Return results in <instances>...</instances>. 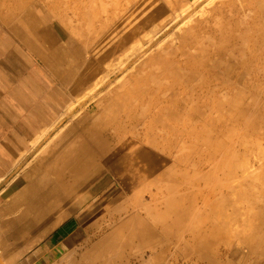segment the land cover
<instances>
[{
	"label": "rangeland",
	"instance_id": "1",
	"mask_svg": "<svg viewBox=\"0 0 264 264\" xmlns=\"http://www.w3.org/2000/svg\"><path fill=\"white\" fill-rule=\"evenodd\" d=\"M32 1L0 0V22L26 2L22 10L28 8L43 18L42 12H46L50 20L46 26L51 24L53 27L49 26L50 29L48 27L44 32V53L45 57L55 54L52 63L47 60L43 63L40 55L32 50L27 53L19 42L9 44L7 38L4 39L6 45L0 44V61L11 54L9 51L14 52L12 62H5L11 66L12 75L6 69L9 66H0V209L3 213L0 216V264H4L3 258L9 254L13 258L19 257L18 249H22L26 240L30 249L46 242L62 220L71 216H75L80 224L77 243L71 247L74 250L72 257L75 258L73 263L78 258L75 252L79 251L81 244L85 241L95 243L111 230L113 225L106 229L100 227L102 222L109 223V211L117 205V201L111 202L114 197V201L119 197L115 195L120 192L116 190L115 193L113 176L106 174L103 179L87 182L74 175L73 167L59 170V182L53 174H49L47 180L39 181L40 174L45 171L46 164L43 162H50L63 150L64 147L53 146L61 132L83 116L88 117V125L96 123V119L91 117H96L98 100L114 90L116 82L113 78L134 61V57L130 56L139 50L141 58L137 56L135 59L139 60L135 64L140 66L147 56L142 54L141 45L148 41L147 38L155 40L156 36V42L161 39L158 42L161 47H169L168 50L166 47L161 49V60L167 56L170 60L167 65L157 61L141 73L158 69V64L163 66L161 71L164 70L167 78H163L161 83L172 84L171 92L178 99L177 102L172 101L170 114L167 113L165 118L172 125L183 127L185 133L183 142H180L183 147L174 144L179 137L173 134L170 137L173 142L170 154L152 152L168 164L181 157L173 169V174L180 176L175 182V189H180L182 194L192 191L194 194L189 201L194 200L198 206L202 197L211 203L207 209H190L182 225L191 222L193 231L198 232L203 221L202 211L210 212L206 222L214 223L213 208L217 207L213 201L214 191L211 195L214 178L223 182L226 179L231 181L233 176L232 183L237 185L236 178L243 167L249 168L248 180L229 192L233 197L223 190L219 207L224 209L223 220L232 216L235 210L237 221L250 212L252 217L244 224V234L232 238L228 245L223 238L215 243L210 235L212 227H209L211 245L205 248L202 256L191 244L185 243L189 234L181 226L170 231L171 240L163 241L162 245L168 247L164 255L156 247V254L159 255L148 261L147 251L131 242L123 244L127 247L125 249L123 246L117 248L118 256L110 264H264V251L260 247L264 243V0H190L185 5L173 7L172 11L169 6L157 8L160 0H72L70 4L69 0H60L58 6V0H49L48 6H44L45 11L37 0ZM186 8L191 16L182 25L183 16L176 15ZM57 15L58 21L55 22ZM146 15H150L153 21H144L139 28V31L143 30L138 31L136 39L133 41L130 38L134 44H122L119 52L117 47L125 39L122 37L128 32V23L136 28L138 20L146 19ZM179 25L181 27L178 28ZM0 29H5L2 22ZM5 33L0 31V38ZM107 35H112L111 40L105 39ZM107 42H112L110 46L114 52L111 51L110 57L107 55L104 59L98 52L99 47ZM177 47L194 55V62L185 63L184 55L179 56L183 63L176 64L174 54L169 51ZM154 48L151 49L153 53L157 49ZM108 58H111L110 61ZM119 59L124 61L120 66L125 67L119 66ZM106 64L109 70L104 68L103 71L102 66L107 67ZM170 68H174V73ZM130 71L128 69L126 74ZM105 75L107 77L103 78ZM99 79H104L103 83ZM81 81L85 84L82 85ZM159 82L147 76L143 83L129 81L121 85L118 91L122 96L118 104L115 101L108 103L109 107L104 109L105 115L111 118L108 120L110 126L122 125L115 118L117 112L130 117L151 110L155 95L152 90ZM110 83L112 86H108ZM78 85L84 91L77 89ZM79 109L82 112H78ZM54 119L58 122L51 127ZM126 125L128 132L125 135L135 140L138 129H133L129 121ZM217 162L219 166L213 168L212 165ZM147 163L153 165L151 161ZM208 169L211 172L200 180V175ZM27 181L32 183L27 185ZM78 184H82L81 189H78ZM100 216L104 217V221L99 220ZM85 221L87 224H82ZM51 223L55 227H51ZM70 228L67 226L65 232ZM248 229H255L258 236L251 238L246 235ZM222 233L225 235L224 231ZM179 239L182 240L180 244L177 243ZM59 264L72 262L65 259Z\"/></svg>",
	"mask_w": 264,
	"mask_h": 264
},
{
	"label": "bare ground",
	"instance_id": "2",
	"mask_svg": "<svg viewBox=\"0 0 264 264\" xmlns=\"http://www.w3.org/2000/svg\"><path fill=\"white\" fill-rule=\"evenodd\" d=\"M162 8H160V10ZM187 10H188L187 8L182 9L181 11L178 10L179 12L176 15L177 17L183 16L181 18V19H184L181 22L182 25L187 23L185 22L186 21L185 19H188L191 16L190 15L191 12L189 14ZM152 13L155 14V12H152ZM149 16L146 19L144 17L139 19L137 22L136 28L134 26H131V23L127 21L129 22L128 24H130V27L127 26L128 28L126 29L128 30V32L126 36L122 37L125 39L124 40L121 39L122 42L119 45L120 47L119 46L117 47L119 49V52H121L122 50L121 49L122 44L127 43L126 45L131 46L130 43H132V41L130 40L132 39L134 41L137 35L139 34V32L143 30V28L141 27L142 29H140L139 31V28H140V25L141 26L144 25L143 23L144 21H153L152 18ZM142 19L144 20L142 21ZM179 27H181V25H179L178 28ZM110 36L112 37V35H107L105 39L110 38ZM164 36H167V34H164ZM156 37H155V40L151 38L149 39L147 38L148 41L144 45H141L143 47L141 50L143 52L142 54H144V56L145 55L147 56L145 57V59L143 60L140 66L135 64V62H137V60L141 58L140 57L141 52H139L140 50L138 52L135 51V53L132 52L133 54L130 57L131 58L134 57V61H132L129 65H127L126 69L125 68L122 69L124 71H121V73H118L115 79L113 78V80L116 82V86L114 90L98 100V103L96 106L97 112L95 111L96 117H91V118L96 119V123H93L94 125L92 124L88 125V122H89L88 117H85V116L73 121L72 124L67 127V129L61 132L60 138L57 139L56 142L53 144L54 147L55 146H58L61 148L64 147L63 150H60L56 154L57 156L53 158L50 162H47V163L46 161L43 162L44 164H46V167L44 171L45 176L42 181L47 180L48 179L47 175L49 177V174H53L57 178L56 181H58L59 178H61L59 170L64 169V167L68 169L73 167L74 175L77 176L78 179L81 178L82 180L87 181V182L91 181L92 179H95L97 181L99 179H103V177L106 174L113 176L114 177L113 179L115 181L113 185H115L116 187L115 193H116V190L120 191L118 195H115L116 197L118 196L119 197L115 199V201L113 200L115 198L114 197L111 201L112 203L117 201V205L111 208V210L109 211V218H108L109 223L103 224L102 222L101 227H100L102 229H106V228H109L110 225H113V227H111V230L108 232V234L101 237L95 243L93 242L91 243L90 241H87V242L85 241L83 245L81 244L82 247L79 248L78 252L77 251L75 252L76 256H78L75 263H73L75 258L72 257L74 255L73 254L74 250L68 251L66 253V256H64L63 258L67 259V262L69 261V263L72 262V264H110L111 262H114L115 258H117L118 256L116 254L117 248L118 247L121 248L123 244L129 245V243L131 242L135 243L136 247L143 248L144 251H147L149 255L148 261H151L152 258H154L155 256L157 257L159 253H162L164 255V253L168 251L167 245H162L163 241L171 240L172 235H170V231L175 228H179L181 226H183L184 231L188 232L189 234V238L185 240V243L191 244L198 251L199 255L202 256L204 254L205 248L206 247L210 248V245H211V239L208 237L209 227H212V232L210 233V235L212 236V239L215 243H219V241H221V239L223 238L224 242L228 245L231 242L232 238L237 237V236L239 238L242 234H244V230H245L244 224L252 217L251 212H250L248 213V215L246 214L243 218H241L240 220L241 222L237 221L236 220V210H235L232 216H229L227 219L223 220L224 216H222V214H224V209L219 207L221 205V193L223 190H225L227 194L230 195L229 192L231 190L236 188V186H240L241 184L246 183V181L248 180V176H249L248 169L249 168L243 167L241 168L240 175H238L236 178L237 185H234L232 183L233 176L230 178L231 181L229 179H226V180H223V182L217 177L214 178L213 180L214 185L211 189V195L213 194V191L215 194L213 196V201L215 202V205H217L216 208H213L215 209L213 211V216L215 219L214 223L209 224L208 222H206L207 219L210 218L208 214H211V213L205 210L206 212H203V211L201 212L203 221H202L201 227L199 228L198 232L193 231L191 222L187 223L186 226L182 225L183 220L188 217L190 209H207V206L211 205V203L206 197H202L200 199L201 205L198 206L196 205L197 203L194 200L189 201V199L194 194L192 191H187V192L185 191L183 192L184 194L183 195L180 192V189H175V186H176L175 182H177V179L180 178V176L174 175L173 169L175 166L178 165L179 159H181V157H179L178 159H173L172 163L168 164V161L164 160L161 157H158L152 152L154 150V151H160L162 153L164 152L166 154H170L169 152L170 150H172L171 148L173 147L172 146L173 142H171V138H170L171 135L174 134L177 137H179L178 141L177 142L175 141L174 144H177L178 146L179 145L182 146V143L180 142H183V137L185 133L183 127L178 128L175 125H172L171 121L165 118L167 113L171 111L172 101L174 100L175 102H177L178 99H175V95L171 92L173 90L172 84L168 82L161 83V80L163 78H167V76H165V73L163 72L164 70L161 71V69H163V66L158 64L159 65L157 67L158 69L150 70V71L146 70L144 71L145 74L141 73L143 70L146 69V67L153 65L157 61L158 62L162 61V64L167 65V63L170 60L168 56L164 60H161L160 57L162 53L160 51L161 49H164L166 46L161 47L160 44H158V42L161 39L159 41L157 40L156 42ZM112 39H113L112 42H114V38ZM109 40H111V38ZM112 42H110V44ZM108 43L109 42L99 47L100 52L98 53H100L101 57H103L104 59L107 57V55L109 56V53L112 51V46H110V44ZM116 44H118V42ZM133 44L134 42L132 43V45ZM154 47L157 49H156V52L154 51L153 53L151 52L152 51L151 49ZM113 48H115V46H113ZM166 48L167 50L169 49V47H166ZM133 50L134 48H132L131 51ZM112 52H114V50ZM169 52H172L174 54L173 60L175 61L176 64H179V65L183 63L179 59V56H182V57H184V55L186 56L184 60L185 63L194 62L195 60L194 55L190 54L189 52L185 53V51H183L180 47L179 48L177 47L176 49H173L172 51H169ZM94 53H95V50H94ZM137 56H139V59H135ZM127 57L128 59H130L129 56ZM111 58H108L107 60L110 61ZM118 62L120 63L119 64L120 66V65H123L124 61L122 62V60L119 59ZM106 65L107 67L102 66L103 71H104V68L109 70L108 64ZM122 67H125V65ZM128 69L131 71L130 73L126 74L128 72ZM170 69H171V73H174V70H173L174 68H170ZM83 72H85V70ZM72 73L73 72H71V75ZM109 73H107V75ZM139 73L141 75H139ZM102 74L103 73L99 74L98 76L101 77ZM107 75H105L104 77L102 76V77L105 78L107 77ZM167 75L169 74L167 73ZM84 76L86 77V75ZM147 76L154 77V79L160 81L159 83H157V87L154 86L152 90L154 91L155 95L153 96V104H152L151 110H145L144 112L137 113L134 116H130V117L126 116V114H124L125 115L124 116L123 114L116 111L117 113L115 115V118L122 125L111 127L108 121L110 117L109 115H105V112H104V109L106 108V106L109 107V105L107 104L108 103L111 104L114 101L118 104L119 97L122 96L120 92L118 91L121 85L126 84L129 81H132V83L133 81L135 83L137 82L143 83V81L146 80ZM169 76H174V75L170 74ZM100 79L99 81H101ZM93 80H96V79H93ZM103 80L101 81L102 83H103ZM81 84H82V81H81ZM90 84L91 83L89 82V85ZM94 84L96 83H93V85ZM110 84H108V86H112V84L111 85ZM79 86L80 85H78L77 89H80V87L82 88V86L80 87ZM102 86L104 87L103 84ZM108 86L104 88H108ZM93 89H91V91H93ZM95 93H97V91ZM99 93H101V91H99L97 94ZM182 98H183V95H182ZM82 108L83 106L81 107V109ZM81 109H79L80 111L78 110V112H82L84 108L82 110ZM76 112L74 114H76ZM68 118H71V117H68ZM127 121H129V123H132L133 129L135 130L138 129L136 131L135 140H132V137L125 135V133L128 132L127 127H126ZM69 122H70V119H69ZM79 124L81 125L79 126L80 128H78ZM143 160H146V161H143ZM147 161H151L153 165L149 166ZM218 166H219L218 162L212 165L213 168H217ZM239 170H240V167H239ZM210 172H211V169L204 171L200 175L199 179L200 180L205 179L206 176H208ZM29 181H27V183ZM31 183H28L27 185H30ZM58 184L60 187V183ZM77 187L78 189L79 188L81 189L82 184H78ZM59 189L60 188H58V190ZM217 194H219L220 196L216 197ZM230 196H232V193ZM197 198H199V195ZM98 206H102L101 203H98ZM237 208H233V209H237ZM99 220L104 221V217L100 216ZM262 223L264 224V220L262 221ZM232 225L233 227H231ZM222 231L225 232V235L222 233ZM245 234L250 236L251 238L258 236L255 229H248V233H245ZM176 238H179V237H176ZM181 241L182 240L179 239L177 243L180 244ZM156 247L160 248L158 254H156ZM260 247L264 251V243H261ZM125 248L127 247H124L123 249ZM129 249L132 250V246ZM118 252H120V250Z\"/></svg>",
	"mask_w": 264,
	"mask_h": 264
},
{
	"label": "crops",
	"instance_id": "3",
	"mask_svg": "<svg viewBox=\"0 0 264 264\" xmlns=\"http://www.w3.org/2000/svg\"><path fill=\"white\" fill-rule=\"evenodd\" d=\"M33 1L36 2V0H33ZM40 1L37 0V2H39V4L42 7V11H45L44 6L45 5L48 6L49 0H44V1L40 0ZM71 1L72 0H69V4ZM188 1H190V0H160L161 3L156 7H160V6L164 7V5H165V7H168V6H169V8L172 7L170 9V11H172L173 7L185 5ZM27 2L25 4L20 5L19 10L16 9V11L14 12L16 14H14V13L8 14L6 17V20L3 21L4 20L3 19L1 21L5 29H0V31L1 32L5 31L6 33H5V36L3 38H0V44L3 43L6 45L7 43L5 42L4 39L9 38V44H12L15 42H17V44H18V42H19V44L25 48L27 53L29 52V50H32L33 53L40 55L39 57L43 63H45L46 60L48 62L52 63L55 54L54 53L48 54L47 58L45 57V53H44L45 46H44V41H43L44 35H45L44 32L46 30H48L47 28L49 26H51V24H49L48 27L46 26V22L50 23L48 14L46 12H42L44 15V18H43L42 16H39L36 12L33 13L32 10L30 11L28 8H26L28 11L26 9L22 10L23 7H25V5L27 4ZM129 2H130V0H129ZM131 2H132V0H131ZM59 3H60V0H58L57 6L59 5ZM57 18H58V15L56 17L55 22L58 21ZM51 27H53V26H51ZM49 29H50V27H49ZM7 32H8V34H7ZM45 44H46V42H45ZM38 45L40 46L39 49H38ZM33 46L36 48H34ZM9 53H11V54H8L7 57L3 58L2 61H0V66L7 67L9 65H7L5 62H8V63L12 62V60H13L12 55L14 54V52L9 51ZM42 58L43 59L46 58V59L43 60ZM9 67L10 68L7 67L6 69H8V71H10V76H11L12 75V68H11V66H9ZM56 67H57V64H56ZM67 92H69L68 89H67ZM61 116H62V114L59 116L58 120L61 118ZM58 120L54 119L55 122L53 121L51 123V127ZM40 176H41L40 179L37 178V181H38V179H39V181H42L45 175H44V173L41 172ZM47 178H48V175H47ZM111 196H113V194ZM91 208H92V206H91ZM91 208L89 207V209H91ZM2 214H3L2 210L0 209V216ZM90 218H91V216H90ZM89 219H87V220H89ZM86 221L83 222L82 224H87ZM90 221H91V219H90ZM51 224H52L51 227H55V225L53 223H51ZM79 225H80L79 221L75 216H71L65 220H62V222L53 230L52 237L50 239H48L46 242H42V244H37V246L35 248L33 246V248L30 249L29 248L30 246L28 244V240H26L24 242V244L22 245V249H18V252H19L18 254H20L19 257L13 258L9 254L8 256H5L3 258V263L4 264H47V263L53 262L54 264H59L62 260L65 261V259L63 257L66 256V253L68 251L72 250L71 247L75 246L77 243V241H76L78 239L77 230L79 228ZM39 226L43 227L42 224H40ZM39 226L37 228H40ZM67 226L71 227V228L65 232L64 229ZM57 233H59V234H57ZM72 240H74L72 243H68V241L71 242ZM0 247H1V245H0ZM19 248H20V246H19ZM59 250H61V252H59ZM10 253H11V250H10Z\"/></svg>",
	"mask_w": 264,
	"mask_h": 264
}]
</instances>
